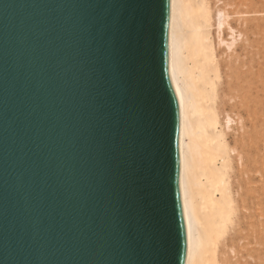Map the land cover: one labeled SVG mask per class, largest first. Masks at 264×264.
Here are the masks:
<instances>
[{
	"label": "water",
	"instance_id": "95a60500",
	"mask_svg": "<svg viewBox=\"0 0 264 264\" xmlns=\"http://www.w3.org/2000/svg\"><path fill=\"white\" fill-rule=\"evenodd\" d=\"M169 0H0V264H184Z\"/></svg>",
	"mask_w": 264,
	"mask_h": 264
},
{
	"label": "bare ground",
	"instance_id": "6f19581e",
	"mask_svg": "<svg viewBox=\"0 0 264 264\" xmlns=\"http://www.w3.org/2000/svg\"><path fill=\"white\" fill-rule=\"evenodd\" d=\"M258 6L257 0H169L184 264H237L240 240L250 257L264 255V84L257 88L255 69L260 63Z\"/></svg>",
	"mask_w": 264,
	"mask_h": 264
},
{
	"label": "rangeland",
	"instance_id": "374dc122",
	"mask_svg": "<svg viewBox=\"0 0 264 264\" xmlns=\"http://www.w3.org/2000/svg\"><path fill=\"white\" fill-rule=\"evenodd\" d=\"M258 5H260L261 7ZM257 6L260 9V12L257 13V18H258L257 20H259L260 24L258 25V27L256 29L255 36H256V46H257L258 51H259L258 59H259L260 63L256 65L255 69L257 70V88L260 89V88H262L261 84H264V1L263 0H257ZM225 37H227L226 34H225ZM240 242H241L239 245L240 249L238 247L235 248L236 250L238 249L237 251H239V253L236 252V250L234 251V252H236V258L238 260V262L236 261L237 264H260V263L262 264L264 262L263 261L264 255L261 258L263 260L259 259V260H261L259 262L256 255H251V257H250V255H248L249 253L247 254V252L244 250L245 248L243 246L242 247L244 249L243 248L241 249V245H243V243L245 244V241L240 240ZM247 245H249V244H247ZM252 245H253V243H252ZM237 253L239 254V257H238ZM255 257L257 260L254 259Z\"/></svg>",
	"mask_w": 264,
	"mask_h": 264
}]
</instances>
